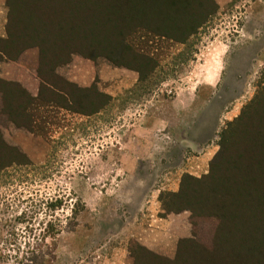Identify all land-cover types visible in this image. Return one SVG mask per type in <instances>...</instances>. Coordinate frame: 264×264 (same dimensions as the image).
<instances>
[{"label":"rangeland","instance_id":"obj_1","mask_svg":"<svg viewBox=\"0 0 264 264\" xmlns=\"http://www.w3.org/2000/svg\"><path fill=\"white\" fill-rule=\"evenodd\" d=\"M7 1L0 0V38L7 36ZM213 1L216 15L184 44L146 32L132 38L158 63L143 84L131 64L75 54L57 72L81 88L95 84L109 97L107 107L89 117L40 108V134L4 112L5 103L19 105L5 83L38 95L39 50L0 63V135L30 163L0 172V264L24 263L55 217L63 232L52 264L237 263L221 255L229 238L220 241V232L240 225L249 198L258 197L253 186H228L236 199L230 209L213 210L219 201L204 189L198 201L205 208L195 213L167 214L160 199L177 193L186 175L208 176L227 124L256 96L264 99V0ZM238 148L233 157L253 158ZM225 167L217 175L225 182L248 180L241 166ZM56 198L63 207L49 213L46 204Z\"/></svg>","mask_w":264,"mask_h":264},{"label":"trees","instance_id":"obj_2","mask_svg":"<svg viewBox=\"0 0 264 264\" xmlns=\"http://www.w3.org/2000/svg\"><path fill=\"white\" fill-rule=\"evenodd\" d=\"M7 8V36L0 38V63L5 60L17 61L25 51L38 49L37 76L40 85L38 95L33 97L20 84L5 83L17 91L19 105L5 103L4 112L9 121L16 126L25 127L33 134H40V123L45 122L40 120V108L64 110L89 117L99 114L107 107L109 97L101 93L95 84L89 88H81L57 72L59 67L69 64L75 54L92 60L105 58L115 63L121 61L131 64L129 68L138 72L139 83L143 84L153 76L158 63L132 45L131 40L137 33L146 32L184 44L219 10L213 0H8ZM262 96H256L243 108L241 115L228 123L222 131L220 151L211 164L208 176L196 179L186 175L177 193H164L160 196L167 214H180L188 210L195 213L196 210L205 208L198 201L201 189L208 191L210 196L219 201L211 207L214 210L215 206L230 209L228 206L236 203L229 191L231 186L238 183L242 188L253 186L258 197L249 198V206L243 210L245 213L241 216L240 225L236 229L232 228V234L220 232V241L223 242L225 237L229 238L224 243L228 244V247L225 245L227 250H223V243L217 244L223 250L221 255L231 256V260L237 262L235 264H264ZM237 147L248 151L253 158L242 161L244 153H237V157H233V150ZM29 165L27 157L18 148L6 144L0 135V172L14 166ZM226 165H235L239 170L241 166L242 176L248 180L225 182L217 175ZM209 183L213 185L210 189ZM242 193L244 191L240 194ZM200 201L203 202L202 198ZM62 207L63 200L59 198L46 204L47 210L52 214H56ZM216 215L215 218L219 221L225 218L224 214ZM231 216L229 214L231 222H235L236 219L233 220ZM62 232L60 219L55 217L48 221L39 236L34 237V240L37 238L36 248L27 253L31 257L18 264H52L57 239ZM180 243L181 247L189 244L194 248L195 241L182 240Z\"/></svg>","mask_w":264,"mask_h":264}]
</instances>
